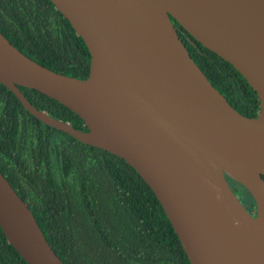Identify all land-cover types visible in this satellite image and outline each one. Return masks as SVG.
<instances>
[{
	"label": "water",
	"instance_id": "water-1",
	"mask_svg": "<svg viewBox=\"0 0 264 264\" xmlns=\"http://www.w3.org/2000/svg\"><path fill=\"white\" fill-rule=\"evenodd\" d=\"M50 1L85 43L87 74L55 71L0 31V82L44 123L130 164L190 264H264V0ZM171 17L240 72L255 115L207 79ZM18 85L61 102L84 128L38 108ZM226 175L249 192L252 211ZM0 229L28 264H64L1 171Z\"/></svg>",
	"mask_w": 264,
	"mask_h": 264
},
{
	"label": "trees",
	"instance_id": "trees-1",
	"mask_svg": "<svg viewBox=\"0 0 264 264\" xmlns=\"http://www.w3.org/2000/svg\"><path fill=\"white\" fill-rule=\"evenodd\" d=\"M171 19L207 79L239 112L255 115L256 93L240 72ZM0 31L55 71L87 74V47L50 0H0ZM18 87L38 108L84 128L81 118L61 102L34 88ZM0 171L64 264H190L158 199L130 164L44 123L1 82ZM226 178L242 203L253 208L246 188ZM0 264H28L1 229Z\"/></svg>",
	"mask_w": 264,
	"mask_h": 264
},
{
	"label": "rangeland",
	"instance_id": "rangeland-1",
	"mask_svg": "<svg viewBox=\"0 0 264 264\" xmlns=\"http://www.w3.org/2000/svg\"><path fill=\"white\" fill-rule=\"evenodd\" d=\"M249 210H250V211H252V210H253V208H249Z\"/></svg>",
	"mask_w": 264,
	"mask_h": 264
},
{
	"label": "bare ground",
	"instance_id": "bare-ground-1",
	"mask_svg": "<svg viewBox=\"0 0 264 264\" xmlns=\"http://www.w3.org/2000/svg\"><path fill=\"white\" fill-rule=\"evenodd\" d=\"M240 224H242V221H239Z\"/></svg>",
	"mask_w": 264,
	"mask_h": 264
}]
</instances>
